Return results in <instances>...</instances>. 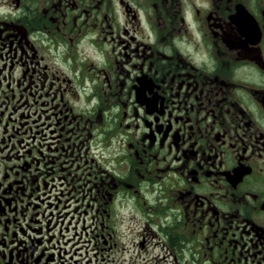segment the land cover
<instances>
[{"label":"flooded vegetation","instance_id":"obj_1","mask_svg":"<svg viewBox=\"0 0 264 264\" xmlns=\"http://www.w3.org/2000/svg\"><path fill=\"white\" fill-rule=\"evenodd\" d=\"M264 264V0H0V264Z\"/></svg>","mask_w":264,"mask_h":264},{"label":"rangeland","instance_id":"obj_2","mask_svg":"<svg viewBox=\"0 0 264 264\" xmlns=\"http://www.w3.org/2000/svg\"><path fill=\"white\" fill-rule=\"evenodd\" d=\"M141 264H153V263L147 262V263H141ZM163 264H165V263H163Z\"/></svg>","mask_w":264,"mask_h":264}]
</instances>
